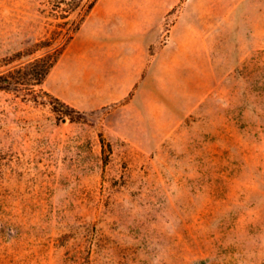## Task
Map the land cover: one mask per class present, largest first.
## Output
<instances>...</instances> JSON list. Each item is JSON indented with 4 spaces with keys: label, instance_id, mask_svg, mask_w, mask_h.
Here are the masks:
<instances>
[{
    "label": "rangeland",
    "instance_id": "rangeland-1",
    "mask_svg": "<svg viewBox=\"0 0 264 264\" xmlns=\"http://www.w3.org/2000/svg\"><path fill=\"white\" fill-rule=\"evenodd\" d=\"M64 9L0 0V264H264V0Z\"/></svg>",
    "mask_w": 264,
    "mask_h": 264
},
{
    "label": "trees",
    "instance_id": "trees-1",
    "mask_svg": "<svg viewBox=\"0 0 264 264\" xmlns=\"http://www.w3.org/2000/svg\"><path fill=\"white\" fill-rule=\"evenodd\" d=\"M59 4H65L66 9H64L65 16L72 13L87 14L94 6L96 0H56ZM89 4L86 6V4Z\"/></svg>",
    "mask_w": 264,
    "mask_h": 264
}]
</instances>
